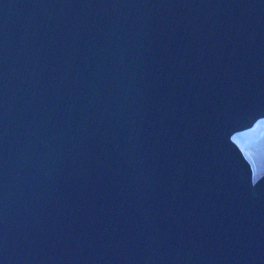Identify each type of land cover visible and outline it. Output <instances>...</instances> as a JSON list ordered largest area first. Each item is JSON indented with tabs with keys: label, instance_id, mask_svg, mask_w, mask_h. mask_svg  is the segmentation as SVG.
I'll list each match as a JSON object with an SVG mask.
<instances>
[{
	"label": "water",
	"instance_id": "95a60500",
	"mask_svg": "<svg viewBox=\"0 0 264 264\" xmlns=\"http://www.w3.org/2000/svg\"><path fill=\"white\" fill-rule=\"evenodd\" d=\"M264 0H0V264H264Z\"/></svg>",
	"mask_w": 264,
	"mask_h": 264
},
{
	"label": "rangeland",
	"instance_id": "374dc122",
	"mask_svg": "<svg viewBox=\"0 0 264 264\" xmlns=\"http://www.w3.org/2000/svg\"><path fill=\"white\" fill-rule=\"evenodd\" d=\"M263 134H264V119H261V120L257 121V123L255 124V126L252 129L245 131V132H242V133H239V134H236L233 137V140L239 145V147L242 149L243 153L245 154L246 158L251 163L255 181L264 175V169H261V168H264V157H263L264 151H262L264 149L263 148L259 149L261 146H264V135ZM241 136H243V137H241ZM259 137H261V138H259ZM251 139L253 140L254 143L251 141ZM249 141H251V142H249ZM252 147H254V148L252 149ZM255 148H256V150H255ZM257 148L259 150H257ZM253 150H255L256 152H254ZM259 151L263 152V154L262 153L259 154L260 153ZM260 156H262V157L260 158ZM262 161H263V163H262Z\"/></svg>",
	"mask_w": 264,
	"mask_h": 264
},
{
	"label": "bare ground",
	"instance_id": "6f19581e",
	"mask_svg": "<svg viewBox=\"0 0 264 264\" xmlns=\"http://www.w3.org/2000/svg\"><path fill=\"white\" fill-rule=\"evenodd\" d=\"M260 134H261V133H260ZM263 135H264V134H263ZM248 136H249V135H248ZM241 137H243V136H241ZM259 138H261V137H259ZM247 140H248V139H247ZM247 140H246V141H247ZM251 141L253 142L252 139H251ZM251 141H249V142H251ZM253 143H254V142H253ZM262 143H263V142H262ZM249 145H250V144H249ZM254 147H255V146H254ZM254 147H252V149H253ZM258 148H259V147H258ZM258 148H257V150L262 149V148L264 149V146H261L259 149H258ZM255 150H256V148H255ZM255 150H253V151L256 152ZM251 151H252V150H251ZM262 151H264V150H262ZM259 152H260L259 154H261V153L263 154V152H261V151H259ZM256 154H257V153H256ZM256 154H255V155H256ZM261 157H262V156H260V158H261ZM263 157H264V156H263ZM262 163H263V161H262ZM261 165H262V164H261ZM261 169H264V168H261ZM261 169H260V170H261ZM257 170H258V169H257Z\"/></svg>",
	"mask_w": 264,
	"mask_h": 264
}]
</instances>
